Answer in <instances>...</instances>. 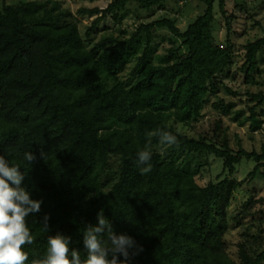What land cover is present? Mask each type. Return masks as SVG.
Wrapping results in <instances>:
<instances>
[{"label": "trees", "instance_id": "16d2710c", "mask_svg": "<svg viewBox=\"0 0 264 264\" xmlns=\"http://www.w3.org/2000/svg\"><path fill=\"white\" fill-rule=\"evenodd\" d=\"M168 1L113 0L106 9H83L96 17L85 33L59 0L0 4V155L20 167L22 186L42 201L40 211L26 217L34 236L23 248L26 264L43 258L48 237L57 233L71 238L70 248L84 264L83 233L98 224L101 210L115 234L129 235L142 247L136 255L130 249L129 264H264V230L242 234L237 259L226 242L236 194L249 193L264 176V150H233L219 140L222 121L213 136L195 133L213 99L214 108L239 126L263 129L264 91L246 92L247 112L220 98L240 97L225 84L236 54L230 39L236 16L228 14L226 0H199L205 11L185 30L166 16L140 23L131 36L122 28L129 3L154 15ZM216 3L228 29L224 45L214 28ZM108 17L118 31L99 37L96 30ZM160 30L172 36L164 53ZM244 51L240 71L246 83L258 84L264 35ZM160 130L176 135L178 144L149 138ZM146 145L152 169L142 175L137 152ZM30 151L35 160L28 164L23 154ZM209 157L222 162V174L202 186L198 178H206ZM244 160L255 166L239 180L235 174ZM255 197L232 219L236 227L255 217L252 210L264 201ZM45 215L49 231L42 227Z\"/></svg>", "mask_w": 264, "mask_h": 264}, {"label": "rangeland", "instance_id": "374dc122", "mask_svg": "<svg viewBox=\"0 0 264 264\" xmlns=\"http://www.w3.org/2000/svg\"><path fill=\"white\" fill-rule=\"evenodd\" d=\"M7 4L17 3L21 0H5ZM31 1V0H29ZM63 7L69 9L76 19L79 21L81 30L85 33L86 29L91 26L96 17L91 16L88 13L80 12L83 9L91 10L94 8L106 9L113 0H59ZM3 0L0 1L2 4ZM129 14L123 21V26L128 32V36H131L138 28L140 23H148L161 18L163 16L177 19V25L185 30L188 24L192 23L199 15L205 11V5L200 3L199 0H189L187 3L181 1L169 0L165 4L163 10H158L154 15L142 10L139 4L131 2L128 4ZM226 8L228 14L236 16L231 21L232 31L230 34L231 41L235 44V65L232 68L228 79L225 80V84L232 88L234 91L240 94V97L227 96L223 93L220 94V98L228 105L234 104L235 110L248 111L249 100L246 96V92L259 93L264 91V63L260 65L262 73L255 74L254 80L258 84L246 83L244 74L240 71V67L244 63V46L250 41H254L264 35V0H226ZM214 14L216 20L214 28L216 30V36L221 44H225L227 40L228 29L226 28V21L224 16L219 10V6L216 3L214 7ZM119 26L115 25L112 17H108L103 20L98 26L96 33L98 36L108 34L112 31H118ZM157 42H161L162 45L159 48L160 53H164L169 48L170 40L172 36L164 30L157 32ZM163 39V41L161 40ZM177 45L181 43L180 40L176 41ZM264 59V55L262 57ZM261 60V58H260ZM130 67L124 72V76L129 72ZM213 99L208 105H206L203 111V117L196 123L195 133L200 134L208 132L210 136H213L216 129L217 122L222 121L220 124V131L218 132L219 140L225 138L229 146L238 151L240 148L251 152L256 151L261 153L264 150V127L258 132H252L250 129V123L241 127L238 123L232 120V117L223 115L220 110L215 109ZM259 112H262V120H264V105ZM210 162V166L207 169L206 178H198V182L202 186H206L210 181H216V177L222 174V162L214 157L207 158ZM206 161V158L203 159ZM255 163L253 161L244 160L239 166L235 177L239 180H243L253 170ZM264 172V170H261ZM248 191H240L236 194L234 201L232 202L229 210V218L231 228L226 235V242L228 245V253L233 259H237L238 245L244 239L242 234L250 229L252 235H257L261 230H264V201L255 206L252 210L255 213V217L248 216L243 221V225L236 227L235 221L232 219L244 208L247 202L251 199V194H255V200H264V176L259 174L258 178L248 187ZM251 193V194H250ZM253 218V219H252ZM236 227V228H234Z\"/></svg>", "mask_w": 264, "mask_h": 264}, {"label": "clouds", "instance_id": "9594fccd", "mask_svg": "<svg viewBox=\"0 0 264 264\" xmlns=\"http://www.w3.org/2000/svg\"><path fill=\"white\" fill-rule=\"evenodd\" d=\"M159 136L161 145H177V136L170 131L160 130L148 133L149 138ZM43 155V154H42ZM151 150L148 145L137 152V164L141 174L151 171ZM23 159L28 164L35 160L34 154L25 152ZM24 174L18 165H10L4 155H0V264H26L29 255L24 246L34 243L26 217L40 211L42 201L33 199L31 193L22 186ZM49 216L43 218L42 227L49 231ZM105 229H107L106 235ZM71 238L60 233L48 237L46 255L32 259L31 264H82L80 252L70 248ZM83 244L87 252L84 264H129L130 249H136L132 255L143 251L136 241L126 234H115L103 211L98 213V224L88 225L83 233ZM119 255L124 257L119 259ZM111 257V258H109Z\"/></svg>", "mask_w": 264, "mask_h": 264}]
</instances>
